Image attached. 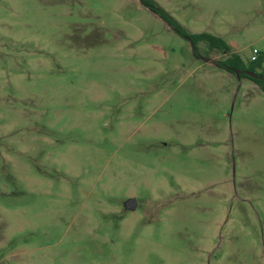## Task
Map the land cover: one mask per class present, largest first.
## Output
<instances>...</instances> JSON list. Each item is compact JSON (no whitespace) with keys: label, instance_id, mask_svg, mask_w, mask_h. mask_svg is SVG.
I'll return each mask as SVG.
<instances>
[{"label":"rangeland","instance_id":"1","mask_svg":"<svg viewBox=\"0 0 264 264\" xmlns=\"http://www.w3.org/2000/svg\"><path fill=\"white\" fill-rule=\"evenodd\" d=\"M156 1L264 59V0ZM228 56L140 0H0V264H264V91Z\"/></svg>","mask_w":264,"mask_h":264},{"label":"trees","instance_id":"2","mask_svg":"<svg viewBox=\"0 0 264 264\" xmlns=\"http://www.w3.org/2000/svg\"><path fill=\"white\" fill-rule=\"evenodd\" d=\"M144 5H146L151 10L158 13L169 25L177 31L179 34L187 37L197 49V44L200 41H205L208 43L211 49H222L226 53H230L225 60L216 63L217 66L224 68L230 72L236 73L239 77H248L258 83L260 88L264 91V73H258L261 77H253L247 74L246 70L255 71L256 66H261L263 62V57L259 55L255 59L247 62L243 57L233 50L231 44L225 41L222 37L214 35L209 32H199L192 33L189 32L173 15H171L164 7H162L156 0H140ZM237 70H242L240 73ZM257 73V72H256Z\"/></svg>","mask_w":264,"mask_h":264},{"label":"water","instance_id":"3","mask_svg":"<svg viewBox=\"0 0 264 264\" xmlns=\"http://www.w3.org/2000/svg\"><path fill=\"white\" fill-rule=\"evenodd\" d=\"M208 61H211L210 58L207 59ZM236 72L240 73L242 70H237L235 69ZM247 74H249L250 76L253 77H261V75H259L258 73L254 72V71H250V70H246ZM138 206V201L135 197H131L129 198L126 202H125V207L127 209H136Z\"/></svg>","mask_w":264,"mask_h":264},{"label":"built area","instance_id":"4","mask_svg":"<svg viewBox=\"0 0 264 264\" xmlns=\"http://www.w3.org/2000/svg\"><path fill=\"white\" fill-rule=\"evenodd\" d=\"M259 55H260V50L257 49V48H254V49H253V55H252V58H251V59H255V58H257Z\"/></svg>","mask_w":264,"mask_h":264},{"label":"crops","instance_id":"5","mask_svg":"<svg viewBox=\"0 0 264 264\" xmlns=\"http://www.w3.org/2000/svg\"><path fill=\"white\" fill-rule=\"evenodd\" d=\"M232 47H234L233 45H232ZM211 63H214V62H212V60L210 61ZM214 64H216V63H214Z\"/></svg>","mask_w":264,"mask_h":264}]
</instances>
